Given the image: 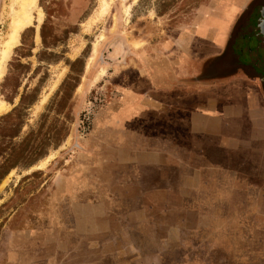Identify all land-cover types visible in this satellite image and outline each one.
<instances>
[{"label": "rangeland", "instance_id": "1", "mask_svg": "<svg viewBox=\"0 0 264 264\" xmlns=\"http://www.w3.org/2000/svg\"><path fill=\"white\" fill-rule=\"evenodd\" d=\"M162 1L88 0L78 11L36 0L0 77V264H264V234L246 230L256 221L240 217L238 190L227 200L206 185L192 199L193 184L143 167L161 121L155 132L112 124L121 88L144 67L137 50L183 32L214 0ZM11 2L0 0V60ZM263 6L240 10L232 31L251 34Z\"/></svg>", "mask_w": 264, "mask_h": 264}, {"label": "crops", "instance_id": "2", "mask_svg": "<svg viewBox=\"0 0 264 264\" xmlns=\"http://www.w3.org/2000/svg\"><path fill=\"white\" fill-rule=\"evenodd\" d=\"M238 19L210 20L211 48L205 53L174 61V52L162 49L158 60L144 58L143 76L124 92L112 124L121 131L137 121L155 132L150 121H161L158 147L144 148L150 152L143 167L170 171L169 184H193L198 194L192 199L201 200L206 185H221L216 190L227 200L238 190L240 217L255 216V227L246 230L264 234V81L255 66L263 56L259 41L258 48L251 45L253 34L232 31ZM255 85L263 92L259 99L247 88Z\"/></svg>", "mask_w": 264, "mask_h": 264}, {"label": "flooded vegetation", "instance_id": "3", "mask_svg": "<svg viewBox=\"0 0 264 264\" xmlns=\"http://www.w3.org/2000/svg\"><path fill=\"white\" fill-rule=\"evenodd\" d=\"M87 2L88 0H74V10L76 9L78 11L83 10ZM165 2H167V0H163L162 4H164ZM254 2L255 0H214L211 6L206 7V8H209V14L207 16L199 15V16L194 17L193 18L194 21L191 22L192 26L187 27V29H185L183 32H180L179 34L173 32L171 37H169V39L167 38L168 40H166L165 43L161 42L156 47H145L143 49L137 50L143 53V57L141 58V60L144 61V58L145 60H148V59L158 60L159 55L161 53L160 51L162 49L165 51L171 50V53L174 52L175 56L172 58V60L174 61L175 59L181 60L185 55H189L190 53L192 55L199 54V53L200 54L205 53L211 48V44L209 42V36L212 33L211 28L213 27L214 23L210 20L212 19L220 20L221 19L225 21L224 23H226L227 21L228 22L232 21L233 19L237 20V18H239L240 14L242 13V11L240 10L245 9L247 6H249L250 4ZM238 11H240V13H238L237 15L236 13ZM169 18H172V16L168 17L167 20H169ZM224 29L227 31L228 28L227 29L220 28L218 29L219 30L218 32L220 33L226 32ZM255 43L258 48V38L256 36L253 37L251 45L255 47ZM185 48H188V50L187 49L185 50ZM258 49H259L258 51L261 53L260 55L263 56V59H262L263 61L262 63H259V62L255 63V66H256V69H259L258 71L263 72L264 52L262 51L261 48H258ZM92 55H93V51H92ZM176 55L178 56V58H176ZM90 58L91 57H89V59ZM77 61H78V58L75 60V62ZM149 65H152V63ZM140 72L141 73L138 75V78H136L134 81L129 82L127 85L125 84V86L121 88L122 89L121 93L124 94V92L127 91L128 87L135 84L137 81H139L142 78L143 69H141ZM253 72H256V71L253 70ZM259 79L264 81V75L260 74ZM122 97H124V95ZM122 100L123 99H121V102ZM114 129L117 130V127Z\"/></svg>", "mask_w": 264, "mask_h": 264}, {"label": "bare ground", "instance_id": "4", "mask_svg": "<svg viewBox=\"0 0 264 264\" xmlns=\"http://www.w3.org/2000/svg\"><path fill=\"white\" fill-rule=\"evenodd\" d=\"M36 9V0H12L9 7V14L11 17L10 32L8 34L7 40L1 47L0 77L3 73V62L11 54L13 48L17 45L20 39L19 37L21 31L33 24V12ZM38 14L40 15L39 22H41L42 12L38 11ZM4 111L5 106L0 101V114Z\"/></svg>", "mask_w": 264, "mask_h": 264}, {"label": "water", "instance_id": "5", "mask_svg": "<svg viewBox=\"0 0 264 264\" xmlns=\"http://www.w3.org/2000/svg\"><path fill=\"white\" fill-rule=\"evenodd\" d=\"M256 17H255L256 21L252 20L253 24L256 25L252 28L251 34H253V36H256L258 38L260 48L264 52V6L259 10L258 16Z\"/></svg>", "mask_w": 264, "mask_h": 264}]
</instances>
